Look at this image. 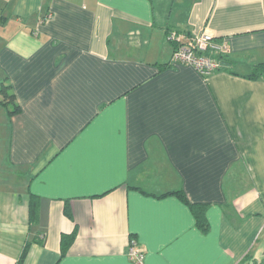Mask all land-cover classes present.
Instances as JSON below:
<instances>
[{
	"label": "crops",
	"instance_id": "obj_1",
	"mask_svg": "<svg viewBox=\"0 0 264 264\" xmlns=\"http://www.w3.org/2000/svg\"><path fill=\"white\" fill-rule=\"evenodd\" d=\"M170 29L221 67L171 64ZM259 62L264 0H0V264L264 261Z\"/></svg>",
	"mask_w": 264,
	"mask_h": 264
},
{
	"label": "built area",
	"instance_id": "obj_2",
	"mask_svg": "<svg viewBox=\"0 0 264 264\" xmlns=\"http://www.w3.org/2000/svg\"><path fill=\"white\" fill-rule=\"evenodd\" d=\"M165 38L172 45L171 64L190 65L204 76L221 67V60L228 51L223 41H215L214 36L207 31L186 33L170 29ZM129 254L136 263L141 264L142 251L135 243L130 246Z\"/></svg>",
	"mask_w": 264,
	"mask_h": 264
},
{
	"label": "trees",
	"instance_id": "obj_3",
	"mask_svg": "<svg viewBox=\"0 0 264 264\" xmlns=\"http://www.w3.org/2000/svg\"><path fill=\"white\" fill-rule=\"evenodd\" d=\"M247 76L249 78H261V77L264 78V62H259V63L255 64L252 67L251 72ZM7 88L9 89L8 85H2V87H0V93L4 94L3 99L0 102H2L4 105H6L7 103H14L13 102V98H14L13 94L9 93L6 90ZM18 110H19V107L17 106V104H14L13 107H11L10 110H8V113L13 114V113L17 112ZM173 193L176 194L182 201L188 203L186 196L184 195V193L181 190H175V191H173ZM189 205H191L193 207L194 204H189ZM30 209L32 210V212H33V210L36 209V204L34 205L33 201L31 202ZM32 212L30 213L31 218L34 217V214ZM193 213H194V216L196 219V225L201 229H205L206 221H205L203 209L196 204L193 207ZM68 237L71 240L73 237V233H71V235H69ZM68 237L65 236V238H68ZM26 248H27V244H25L23 252H22V254H21V256L18 259L16 264H21L23 257L25 255V252H26ZM238 264H241V262ZM260 264H264V261H261Z\"/></svg>",
	"mask_w": 264,
	"mask_h": 264
},
{
	"label": "rangeland",
	"instance_id": "obj_4",
	"mask_svg": "<svg viewBox=\"0 0 264 264\" xmlns=\"http://www.w3.org/2000/svg\"><path fill=\"white\" fill-rule=\"evenodd\" d=\"M1 82L2 81H0V87H2V84H1ZM3 83V82H2ZM8 92H9V89L7 88L6 89ZM3 96H4V94L3 93H0V99L2 100L3 99ZM7 106H8V108H11L12 107V104L11 103H7ZM247 262V261H246ZM261 263V261L260 262H257V261H253L252 262V264H260ZM242 264V263H241ZM250 264V263H249Z\"/></svg>",
	"mask_w": 264,
	"mask_h": 264
}]
</instances>
